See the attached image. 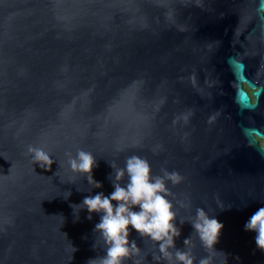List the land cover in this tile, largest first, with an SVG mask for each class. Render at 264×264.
Masks as SVG:
<instances>
[{"label":"water","instance_id":"water-1","mask_svg":"<svg viewBox=\"0 0 264 264\" xmlns=\"http://www.w3.org/2000/svg\"><path fill=\"white\" fill-rule=\"evenodd\" d=\"M260 6L0 0V264H87L103 255L93 231L101 214L88 219L86 208L71 205L109 195L111 163L123 168L130 155L147 159L153 175L182 177L166 185L181 229L177 248L191 235L197 260L225 264L224 253L227 264H264L256 233L244 229L264 207ZM30 145L50 155V169L34 163ZM79 150L96 158L92 176L102 187L70 168ZM197 207L223 224L217 252L179 222ZM129 240L140 252L123 264H176L134 229Z\"/></svg>","mask_w":264,"mask_h":264},{"label":"clouds","instance_id":"clouds-1","mask_svg":"<svg viewBox=\"0 0 264 264\" xmlns=\"http://www.w3.org/2000/svg\"><path fill=\"white\" fill-rule=\"evenodd\" d=\"M261 5L259 11L264 12V0H261ZM27 151L40 168L50 169L53 160L42 148L30 145ZM68 163L73 171L88 174L87 181L95 188L102 187L92 176V170L97 166L92 153L79 150L75 157L69 158ZM111 167L113 173L110 174V179L114 190L109 195L98 192L85 196L80 204L71 205L73 209V206L78 210L86 208L88 219H91L93 212L101 214L100 221L95 224L93 231L103 240L104 254L90 258L87 264H123L125 258L138 255L140 248L135 240H129L131 229L141 237L156 242L160 254L165 259L174 256L176 264H212L209 255L197 260L192 249L187 247L191 235L184 239L183 248H177L175 245V239L180 236L181 229L176 224L178 214L174 210L173 202L168 198L170 189L166 185L167 182L179 183L182 177L178 173L164 170L162 175H153L148 160L138 155L126 157L123 168L117 167L114 162ZM125 176L127 182L122 186L121 182ZM67 193L65 199L71 195L70 191ZM113 201L116 203L113 204ZM135 206H138V211L133 210ZM219 208L224 209L223 206ZM185 221L191 224L205 249L217 252L214 245L218 242L223 228L221 222L201 207L196 208L191 219H180L179 222L183 225ZM244 229L256 233L255 244L258 249L264 251V207H260L250 216ZM73 249V252L76 251ZM222 254L227 264V258Z\"/></svg>","mask_w":264,"mask_h":264},{"label":"rangeland","instance_id":"rangeland-1","mask_svg":"<svg viewBox=\"0 0 264 264\" xmlns=\"http://www.w3.org/2000/svg\"><path fill=\"white\" fill-rule=\"evenodd\" d=\"M249 93H250V91H249ZM259 142H260L261 145L264 146V140L260 139Z\"/></svg>","mask_w":264,"mask_h":264}]
</instances>
